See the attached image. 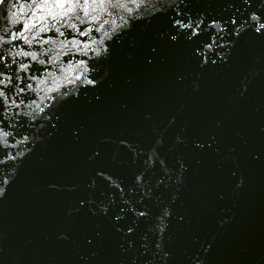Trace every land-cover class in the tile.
<instances>
[{"label": "water", "instance_id": "1", "mask_svg": "<svg viewBox=\"0 0 264 264\" xmlns=\"http://www.w3.org/2000/svg\"><path fill=\"white\" fill-rule=\"evenodd\" d=\"M250 2L253 11L260 0ZM245 7L243 0H177L133 24L96 65L95 88L60 104L40 132L39 123L24 129L41 142L0 199V264H264V34L249 29L233 38L231 19H246ZM185 13L205 18L191 41V30L173 27L188 22ZM41 15L66 35L61 23L93 30L89 40L69 39L100 38L94 25ZM214 20L227 21L228 34L217 40L234 47L226 61L214 53L201 68L195 53L210 42L214 30L202 29ZM79 59L87 57L67 61ZM152 151L159 158L148 167ZM141 173L143 188L135 183ZM164 208L170 216L161 237L155 225ZM144 211L147 217L134 215Z\"/></svg>", "mask_w": 264, "mask_h": 264}, {"label": "clouds", "instance_id": "2", "mask_svg": "<svg viewBox=\"0 0 264 264\" xmlns=\"http://www.w3.org/2000/svg\"><path fill=\"white\" fill-rule=\"evenodd\" d=\"M183 2L184 0H180V3ZM175 4H177V0H89L87 3L83 0V3L76 5L74 11L68 13V16L78 20L81 24L96 26L95 31L100 34L99 39H92L91 45H84L83 48L76 49L73 54V57L87 56V60L83 62L81 60H75V62L69 60L67 65H65L59 62V58L53 59L50 61L53 68L52 71L45 68L44 73L41 74L39 79L34 76L29 77L32 83L26 88H21L20 83L17 82L12 91L7 92V94H5V91L11 86L10 83L0 81V83L4 84V87L0 88V199L5 197L7 187L16 179L23 159L33 151L37 143L41 142L39 136L27 134L24 129H28L31 132L33 131V125L39 123V126L34 131L40 132L46 123L51 122L52 116L55 115V110L59 108L60 104L70 98H78L82 89L95 88L99 81L90 77H94L98 72L99 69L96 66L98 62L101 60L106 61L110 56L111 49L109 45L113 42L119 44L121 42L119 39L121 35L130 31L133 24L166 11L167 8H171ZM243 5L246 6L245 12H247V18L242 19L240 24L237 25V20L233 16L231 19V25L234 26V31L231 33L233 38L238 39L241 34L246 33L249 29L256 35L264 34V15L260 14L264 11V0H260V3L253 11H248V8L252 7L250 0H243ZM24 7L32 10L30 5H25ZM228 8L231 9L232 5H229ZM3 12H7L8 15L4 16ZM80 12L83 13L82 16L79 14ZM16 14L15 6L12 4V0H9L8 5L0 10V24H3L5 20ZM180 15L181 13L176 11V16ZM240 15L243 17L244 12H241ZM185 16L188 19L187 23L176 20L173 27L179 25V30L185 31L186 28H191L193 23H195L196 27L192 28V35L187 36V39L191 41L200 33L198 30L204 24L205 18L201 14L198 20L193 21L190 14L185 13ZM65 24L68 25L69 23ZM53 27L55 28V24H53ZM45 30H47V26H45ZM209 30H214V33L209 37L210 42L201 41L202 51L198 49L195 53L197 57L201 58V68L208 64L209 59H211L214 53L218 58L226 61L230 54L229 50L234 47L233 43L227 41L220 43L217 40V37L220 40H224V37L228 34L227 21L222 24L219 20H214L206 28L202 29L204 33H208ZM170 38L173 42L177 40V36H171ZM73 46H75V42H73ZM60 47L66 46L61 45ZM218 48L226 49V51L223 53L218 52ZM68 51H72V49H68ZM89 52H91V55H89ZM64 54L66 55L67 52ZM33 59H35V54H33ZM216 62L215 59L212 60L213 65ZM39 63H43V58H41ZM89 64L92 65L91 71L88 66ZM106 75L107 73L105 72ZM10 76L11 73H9L8 77H5V80H8ZM29 93L33 94L36 99H30L29 102L25 103L23 97ZM177 142H180L179 138ZM197 146L202 147V145ZM158 158L155 151L150 152L146 161L147 166L152 167L154 160ZM160 163L163 167L164 161L161 160ZM97 175L103 174L97 173ZM104 179L108 180L112 187L120 189L121 195H123L120 183L107 175H104ZM142 180L143 173L135 177V183L141 186V188H143ZM94 185L95 182L93 181L91 186L94 187ZM50 187L54 186L50 185ZM125 203L128 202L125 201ZM101 211L106 212L107 208L102 206ZM134 215L138 218L147 217L148 213L146 211L135 212ZM169 216L170 210L164 208L161 216L157 217L158 222L155 225V231L161 237L167 228L165 220ZM128 232L130 234L132 229H129ZM60 238L67 239L63 235ZM129 247H131V244H129ZM156 247L160 249V243H157ZM3 251L4 249L0 248V254ZM205 252H207V249H205ZM164 256L167 258L168 253H164ZM199 264H203V261H200Z\"/></svg>", "mask_w": 264, "mask_h": 264}, {"label": "snow or ice", "instance_id": "3", "mask_svg": "<svg viewBox=\"0 0 264 264\" xmlns=\"http://www.w3.org/2000/svg\"><path fill=\"white\" fill-rule=\"evenodd\" d=\"M8 2L9 0H0V10L4 9ZM84 2L87 3L89 0H84ZM80 3L81 0H31L30 3L12 0L17 14L5 20L4 23L8 26L3 27L2 31H0V81L11 85L6 89L5 94L11 92L17 82L20 83V87L23 85L21 88H26L30 84L27 82L29 77L34 76L39 79L41 74L44 73V69L51 66L50 61L53 59L59 58L60 63L67 65V58L72 57L76 49L83 48L84 45H91L92 39L88 43L82 42L79 38L69 39L68 37L76 33L79 37L89 40V33L93 31L92 29L77 28L75 23L68 25L61 23L64 17H67L68 13L73 12L76 5ZM25 5H30L32 10H28V8L24 7ZM65 7H67V11H64ZM56 8L61 9V13H55L54 9ZM45 9H47L52 21L61 23L63 28L69 30L67 35L64 31H61V28H54L53 24L48 22L49 20L46 16H37V12H44ZM29 13L31 14L30 18L24 21L20 20L21 16L28 17ZM3 15L7 16L8 13L3 12ZM45 26H47V30H45ZM195 27L192 25L191 28H186L185 31L191 30L192 35V28ZM14 28L16 29L15 31L13 30ZM53 30L57 34V38H41V34ZM200 35L201 32L196 37ZM17 42H22L23 46L18 47ZM73 42H75V46H73ZM61 45L66 47H60ZM68 49H72V51H68ZM65 52H67L66 55L64 54ZM33 54H35V59H33ZM41 58H43V63H39ZM79 60L83 62L87 59ZM88 66L91 71L92 65L89 64ZM33 72L36 74H32ZM9 73H11V76L8 80H5ZM21 74H24V76ZM3 87L4 84L0 83V88Z\"/></svg>", "mask_w": 264, "mask_h": 264}]
</instances>
